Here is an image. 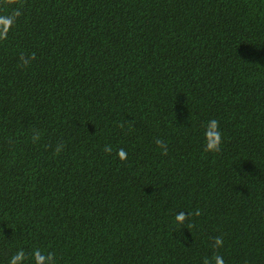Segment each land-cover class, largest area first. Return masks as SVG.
Returning a JSON list of instances; mask_svg holds the SVG:
<instances>
[{
	"label": "trees",
	"instance_id": "16d2710c",
	"mask_svg": "<svg viewBox=\"0 0 264 264\" xmlns=\"http://www.w3.org/2000/svg\"><path fill=\"white\" fill-rule=\"evenodd\" d=\"M17 11L0 39V264H264V0H0Z\"/></svg>",
	"mask_w": 264,
	"mask_h": 264
},
{
	"label": "clouds",
	"instance_id": "9594fccd",
	"mask_svg": "<svg viewBox=\"0 0 264 264\" xmlns=\"http://www.w3.org/2000/svg\"><path fill=\"white\" fill-rule=\"evenodd\" d=\"M8 3L14 2V0H7ZM20 15L19 11L15 13V15H0V39H6L7 38V32L11 29L13 26L16 17ZM35 53L31 54L30 58H25L23 55L21 56V61L23 65L27 66L30 63V60H34ZM204 137L206 141L205 150L211 151V152H218L220 151V146L223 142L222 132L220 130V123L216 119H211L207 122L204 130ZM33 141L36 142L40 139L39 134H35L33 136ZM157 145L162 147L164 150L163 154H167V145L164 143L163 140L157 139L156 141ZM63 145H60L57 148V153L62 150ZM107 153L112 152L111 146H105L104 149ZM118 157L121 160L127 159V152L121 148L118 153ZM197 215L199 213L197 212ZM188 214L184 212H180L176 215L175 220L177 223H183L187 219ZM223 245V239L221 237L215 238V247H221ZM34 259L36 261V264H54V254L48 253L47 255H44L40 252L39 249L35 250L33 253ZM25 253L21 249L18 251L10 261V264H20L25 259ZM212 261L215 262V264H225L224 259L220 255H214L211 260L205 259L204 264H212Z\"/></svg>",
	"mask_w": 264,
	"mask_h": 264
}]
</instances>
